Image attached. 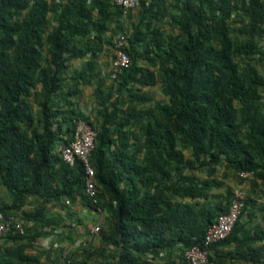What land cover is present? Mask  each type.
Listing matches in <instances>:
<instances>
[{"label":"trees","instance_id":"obj_1","mask_svg":"<svg viewBox=\"0 0 264 264\" xmlns=\"http://www.w3.org/2000/svg\"><path fill=\"white\" fill-rule=\"evenodd\" d=\"M163 2L141 5L148 19L157 18ZM171 7L177 33L164 37L148 24V32L129 34V67L110 87L93 89L94 124L73 101L78 87L93 81L91 62L70 75L67 65L96 55L121 9L111 0H0V190L12 194L10 204L0 202V213L15 215L30 198L38 203L28 218L36 221L46 204L65 199L104 213L99 246L85 256L97 252L103 263L95 264H174L175 256L183 264L182 251L202 247L208 227L228 211L233 190L225 188L217 200L213 194L223 187L212 176L219 165L239 182V172H251L250 193L264 189V77L251 64L264 61V0H173ZM236 15L241 26L233 24ZM157 83L165 102L141 91ZM124 93L133 104L127 111L117 99ZM76 120L96 130L89 155L96 203L85 194L81 162L70 166L60 156ZM252 206L245 196L229 236L208 249L215 264H264V229H245ZM105 250L111 255L103 256ZM35 262L22 249L0 256V264Z\"/></svg>","mask_w":264,"mask_h":264},{"label":"crops","instance_id":"obj_2","mask_svg":"<svg viewBox=\"0 0 264 264\" xmlns=\"http://www.w3.org/2000/svg\"><path fill=\"white\" fill-rule=\"evenodd\" d=\"M112 27L113 24L101 34L102 40L107 38ZM95 36V31H92L89 38L93 39ZM100 44L102 46L93 58L88 52L84 58L75 59L67 65L66 74L70 75L79 72L83 66L91 62L93 81L90 85H80L78 94L73 98L76 108L83 113H85L83 101L93 94V89L98 84H102V88H107L111 81L108 75L112 59L107 57L104 43ZM138 64L150 70L146 60L140 59ZM0 202L6 204L12 202V194L6 188L0 190ZM37 203L35 198H30L27 204L15 213L14 216L22 222L23 234H20L21 238L12 237L16 233L10 236H0V256L5 254L8 249H22L25 255L36 258L35 264H61L67 256L75 258L77 249L80 250L87 244L89 234H94L93 228L102 219V216H99L92 209L84 207L81 202L77 201L71 204L66 199L46 204L42 219L37 221L29 219L28 215L32 213ZM93 225L94 227H92ZM245 229L253 232V226L250 223L245 224ZM232 250L233 247L231 246L222 247L221 251L225 253ZM234 262L251 264L241 260Z\"/></svg>","mask_w":264,"mask_h":264},{"label":"built area","instance_id":"obj_3","mask_svg":"<svg viewBox=\"0 0 264 264\" xmlns=\"http://www.w3.org/2000/svg\"><path fill=\"white\" fill-rule=\"evenodd\" d=\"M152 0H111L113 5L120 8L122 13L133 11L144 5L148 7ZM129 34L123 32L117 35L113 41V57L109 70V77L113 81L117 76L127 69L130 59L126 52L128 47ZM259 47L264 51V39L259 42ZM96 130L84 120L74 122V131L71 141L63 145L60 149V156L65 163L72 165L76 160L80 161L84 169L85 194L97 202V188L94 180V170L89 163V155L94 146ZM238 177L242 180V185L247 184L253 179L251 172H239ZM245 193L241 188L232 191L231 201L226 213L219 214L212 223L203 239L202 247L193 246L185 249L181 253L183 264H215L209 259L208 249L216 243L226 239L234 228L236 222L244 209ZM22 222L14 215L5 216L0 213V236L9 233L23 234ZM99 231L95 226L93 233ZM61 264H80L72 259L63 260Z\"/></svg>","mask_w":264,"mask_h":264},{"label":"rangeland","instance_id":"obj_4","mask_svg":"<svg viewBox=\"0 0 264 264\" xmlns=\"http://www.w3.org/2000/svg\"><path fill=\"white\" fill-rule=\"evenodd\" d=\"M172 2H173V0H164V2L161 4L163 9H162V11H159L157 18H155V19H148L147 14L143 10L144 8L141 6L138 7L137 9L133 10V11H128L125 14L122 13L120 18H118L115 21L114 26L111 28L110 33L108 34L107 38L103 39L105 53L107 54V57L112 59V57H113V40H114L116 35L121 34L123 32H126L128 34L134 33L135 28H139L143 32H148L147 25L149 24V25H152V28L157 27L161 31V33L163 34L164 37H166L170 33H177L176 29L173 28V26L170 22V18H169V16L171 14L176 13L174 8L171 7ZM241 20H242L241 17L236 15L235 18L233 19V24L235 26H241ZM150 28H151V26H150ZM149 36L150 35H148V37ZM231 38L238 40V41H243L245 39L244 36H241V35L237 34L236 32L231 33ZM142 47H143V44H140V47L138 48V50L140 52H142ZM236 61L239 63L240 68H243L245 62L242 61L241 59H238ZM251 64H253L255 66L256 70L258 71V73L264 77V61H262V62H251ZM148 66L150 67V70L152 72L156 71L155 67H153L149 64H148ZM108 77H109V75H108ZM109 79H110V77H109ZM111 81L108 83V85H109L108 87H110V85L112 84ZM142 90L155 101H159V102H165L166 101L165 97H163V95L161 94L160 83H157L154 86L144 87ZM261 96L264 100V91L261 92ZM117 99H119V102H120L119 106H121L122 110L127 111L133 105L132 102L130 101V99L127 97L126 93H124L123 98L119 96ZM96 105L97 104H96V102H94L92 94L89 95V97L83 101V108H84L85 114L88 116L89 121L91 123H94V124H96V122L98 120L97 119L98 113L96 111V108H97ZM138 108L143 110L146 107L145 106H139ZM133 126H135V125H133ZM136 128H134L133 131L135 134H137L136 137L139 138L138 142L141 143L140 132L139 131H138L139 133L136 132ZM183 154L187 158L189 156V151L184 150ZM141 156H142V154L140 155V158H141ZM194 174L198 177L204 176L203 172H198V173H194ZM212 176L215 177L223 185V187H220V188L213 190V194L215 195L214 199L217 200L220 197L222 198L223 193L225 191V188H230L231 190L241 188L244 191L246 197L249 196L253 199V206L251 208H249L252 212V217L250 219L248 218L250 224L252 226H257V227L264 229V189L263 190L257 189L256 194L250 193L251 192V188H250L251 184L247 183V184L242 185V182H239V180L237 179L236 173L232 170L225 169L223 165L217 166L215 169V172ZM98 215L102 216V219L100 220V223L98 222V224L96 226H98L100 229H104L106 226L105 225L106 215L104 213H100V212L98 213ZM246 216H247V214L244 212V220H247ZM92 227H94V225ZM99 238H100L99 231L92 234V235L89 234L88 239L86 241L87 244L83 248H80V250L77 249L75 258L79 261L85 262V264H95L96 262L103 263L102 257L99 256L97 254V252L94 255L90 256L88 259L85 257L91 250H95L98 248ZM102 255L103 256H105V255L109 256L111 254L107 250H105V252ZM175 258H176V256L173 258L174 264H175ZM83 260H86V261H83ZM152 264H158L157 260L152 262ZM232 264H237V263L233 262Z\"/></svg>","mask_w":264,"mask_h":264}]
</instances>
